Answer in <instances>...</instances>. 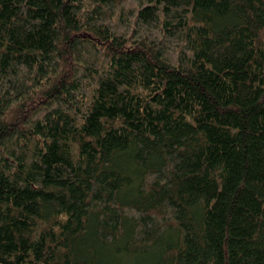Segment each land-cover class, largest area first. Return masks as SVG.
<instances>
[{
    "label": "trees",
    "instance_id": "1",
    "mask_svg": "<svg viewBox=\"0 0 264 264\" xmlns=\"http://www.w3.org/2000/svg\"><path fill=\"white\" fill-rule=\"evenodd\" d=\"M0 264H264V0H0Z\"/></svg>",
    "mask_w": 264,
    "mask_h": 264
}]
</instances>
